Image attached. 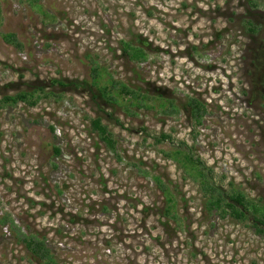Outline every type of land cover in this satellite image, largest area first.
Instances as JSON below:
<instances>
[{
  "label": "rangeland",
  "instance_id": "374dc122",
  "mask_svg": "<svg viewBox=\"0 0 264 264\" xmlns=\"http://www.w3.org/2000/svg\"><path fill=\"white\" fill-rule=\"evenodd\" d=\"M17 95L35 104L5 101ZM183 154L257 212L209 213ZM261 214L264 0H0V264H264Z\"/></svg>",
  "mask_w": 264,
  "mask_h": 264
},
{
  "label": "trees",
  "instance_id": "16d2710c",
  "mask_svg": "<svg viewBox=\"0 0 264 264\" xmlns=\"http://www.w3.org/2000/svg\"><path fill=\"white\" fill-rule=\"evenodd\" d=\"M3 40L7 44H11L16 48H20V44L16 41L13 35H5L3 36ZM122 52L125 54L131 61H144L147 58L146 52L140 48L131 45L130 43L123 42L122 43ZM92 86L96 87L99 97L101 100L105 101L107 105L114 106L117 101L109 90L107 86L99 87V67L92 66ZM119 92L123 96H127L130 104L132 102L138 101L139 95L136 94L135 91L128 90L125 86H119ZM33 96L30 95H17L15 97L5 98L7 103L18 104L25 103L34 105V102L29 101ZM144 98V97H142ZM127 100V101H128ZM187 108L189 111L190 119L196 124L200 125L203 116L206 114L205 107L202 103L197 100L190 99ZM91 131L95 133L99 139V141L105 146V148L111 152H116V143L112 139V135L108 132L107 128L102 124L100 119H94L90 123ZM163 139H165L163 137ZM162 141V140H161ZM55 155H59V151L55 149ZM180 155V153H178ZM182 163L186 166L190 171L193 172L192 178L197 180L201 186V191L204 193L206 197L205 208L209 213H218L221 218L230 217L231 219L242 222L245 219L247 212H250V208L253 210L252 212H257L256 209L245 200V197L242 194L236 193L231 196H225L224 193L217 188L215 185H212L208 182L207 175L204 173V170L200 169V166L197 161L193 160L189 154H183ZM197 165V166H196ZM263 219L254 218L252 227L256 234L259 236H264V214H261ZM22 244L25 248L37 259L46 260L47 251L44 249L43 244L38 242L35 239H22ZM48 264H56L51 259H47Z\"/></svg>",
  "mask_w": 264,
  "mask_h": 264
}]
</instances>
